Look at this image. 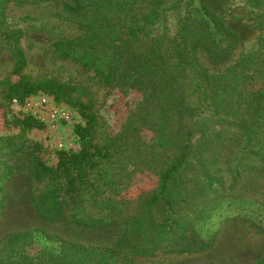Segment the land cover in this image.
<instances>
[{
  "label": "trees",
  "instance_id": "16d2710c",
  "mask_svg": "<svg viewBox=\"0 0 264 264\" xmlns=\"http://www.w3.org/2000/svg\"><path fill=\"white\" fill-rule=\"evenodd\" d=\"M12 1H53L59 16L83 29L81 35L56 40V52L94 70L104 84H115L124 94L137 89L144 98L117 134L109 130L90 96L87 102H74L82 119L74 126L80 148L58 151L53 165L43 159L44 145L29 137L30 132L44 127L39 119L25 114L5 119L8 131L14 132L1 136L0 148L22 152L31 177L46 183L32 199L37 216L49 223L87 230L113 226L114 240L108 248L62 241L56 248L47 245L33 254L29 250L33 232L15 231L0 238V264H137L139 256L213 248L219 228L207 237L197 227L207 209L233 199L237 192L244 198H255L249 190L238 189L242 170L259 167L264 173V155L258 161L250 159L255 146L247 134L248 126L240 122L243 104L237 83L247 71L264 63V52L258 56L253 52L246 58L250 70L239 64L211 77L199 62L198 47L206 50L212 63L219 64L230 58L240 39L207 0H189L173 37L166 31L157 33L161 14L171 0H153L145 22L128 9L136 0H0V47L9 45L15 62L11 75L19 77L0 80V108L5 111L14 98L24 101L39 89L53 95L58 103L70 104L75 90L56 80L36 84L23 75L27 58L20 40L24 32L11 29L7 22ZM207 100L237 129L223 128L193 141L195 130L190 127L185 132L184 127ZM143 127L154 129L157 139L150 143L142 140ZM237 139L239 154L229 161L227 173L230 188H223L224 175L219 174L213 156ZM263 149V145L258 147V151ZM21 165L20 161L7 164L0 183ZM144 170L158 176L156 188L134 198L125 197L136 173ZM257 198H264V193ZM245 215L263 220L256 210ZM255 264H264V255Z\"/></svg>",
  "mask_w": 264,
  "mask_h": 264
},
{
  "label": "rangeland",
  "instance_id": "374dc122",
  "mask_svg": "<svg viewBox=\"0 0 264 264\" xmlns=\"http://www.w3.org/2000/svg\"><path fill=\"white\" fill-rule=\"evenodd\" d=\"M152 3L153 0H136L128 9L145 22L153 9ZM188 3L189 0H171L161 14L157 33L166 31L170 37L175 36ZM196 3H199V0H196ZM207 3L238 34L240 43L230 58L219 64L212 63L206 50L199 46L197 49L199 62L211 77L220 76L239 64L250 70V65H245L246 58L253 52H256L257 56L264 52V3L252 0H207ZM7 22L11 29H20L24 32L20 45L27 58L23 72L25 77L36 84L56 80L74 87L75 90L71 92L72 103L63 102V104L77 114V119L82 120L74 107V102H87L90 96L95 109L106 119L112 134L122 130L128 115L141 103L144 94L137 89L124 94L119 86L104 84L94 70L84 68L70 59H64L56 52L54 48L56 40L82 34L83 29L79 24L59 16L53 1L37 4H19L17 1H12L7 8ZM0 48L2 49L0 80L8 76L17 80L19 78L17 75H11L15 62L9 45ZM237 83L240 91L239 99L243 104L240 110V122L248 126L247 134L255 146V152L250 155V159L258 161L260 156L264 155L262 153L264 149L258 151L259 146L264 147V63H259L247 71V76L241 77ZM37 91L45 92L43 89ZM210 105L207 100L201 112L192 118L194 120L190 121V119V122L186 123L185 132L191 130L190 127L195 130V133H191V140L195 141L205 134L223 128L237 129L230 119L223 113L216 112ZM18 115L11 103L6 111L0 108V144L1 136L14 132V129L8 131L5 119H12ZM29 137L37 140L42 138V134L35 129L30 132ZM141 139L147 143L155 141L157 132L152 128L143 127ZM238 139L213 156L217 166L220 167L219 174L224 175L223 188H230V178L227 173L231 167L229 161L239 154L237 153L239 147L236 146ZM17 161L22 164L20 169L0 183V238L15 231L31 230L34 234V242L29 250L33 254H38L41 248L47 245L56 248L62 241L98 248H108L113 245V226L100 230H87L40 219L34 211L32 199L42 192L46 183H39L31 177L22 152L15 151L12 147L0 148V174L4 172L7 164H14ZM157 185L158 176L155 173L150 170L138 171L124 196L134 198L156 188ZM238 189L249 190L256 196L244 198L237 192L233 199L223 200L208 208L204 220L197 227L207 237L212 236L219 228L215 245L218 244L221 254L230 262L254 264L256 259L264 255V198H257L264 193V173L260 172L259 167H253L252 170L245 168L242 170ZM255 210L262 214V221L260 217L245 215L253 214ZM150 257L152 256H139L135 261L137 264H154ZM225 258L223 261L227 263L229 260Z\"/></svg>",
  "mask_w": 264,
  "mask_h": 264
},
{
  "label": "built area",
  "instance_id": "2783aa9c",
  "mask_svg": "<svg viewBox=\"0 0 264 264\" xmlns=\"http://www.w3.org/2000/svg\"><path fill=\"white\" fill-rule=\"evenodd\" d=\"M11 105L19 114L32 115L39 119L44 127L37 129L42 138L37 139L44 147L43 159L48 164H56L60 150H78L80 139L74 130L77 114L63 103H58L53 95L37 92L24 101L14 98Z\"/></svg>",
  "mask_w": 264,
  "mask_h": 264
},
{
  "label": "crops",
  "instance_id": "0c3cea01",
  "mask_svg": "<svg viewBox=\"0 0 264 264\" xmlns=\"http://www.w3.org/2000/svg\"><path fill=\"white\" fill-rule=\"evenodd\" d=\"M217 245L218 244L214 245L213 248L203 252L160 254L152 256L154 258H150L152 261H154V264H241L236 261L230 262L228 258H225V256L221 254V251L218 249ZM224 258L228 259L229 261L224 263Z\"/></svg>",
  "mask_w": 264,
  "mask_h": 264
}]
</instances>
